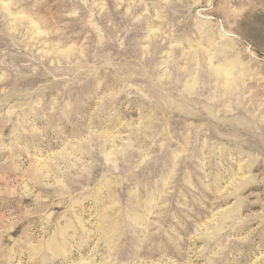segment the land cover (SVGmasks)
I'll use <instances>...</instances> for the list:
<instances>
[{
    "label": "rangeland",
    "instance_id": "1",
    "mask_svg": "<svg viewBox=\"0 0 264 264\" xmlns=\"http://www.w3.org/2000/svg\"><path fill=\"white\" fill-rule=\"evenodd\" d=\"M0 264H264V0H0Z\"/></svg>",
    "mask_w": 264,
    "mask_h": 264
}]
</instances>
